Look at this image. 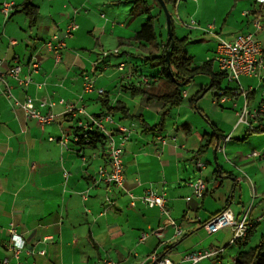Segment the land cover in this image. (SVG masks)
<instances>
[{"label": "crops", "instance_id": "0c3cea01", "mask_svg": "<svg viewBox=\"0 0 264 264\" xmlns=\"http://www.w3.org/2000/svg\"><path fill=\"white\" fill-rule=\"evenodd\" d=\"M5 1L13 5L7 16L0 11L1 68L6 70L17 62L26 64L36 57L40 69L31 74L32 81L25 92L33 98L41 113L51 112L54 120L41 125L27 118L22 108L0 92V258L11 257L7 244L12 223L32 250L31 254H21L22 264H138L152 253L179 262L187 251L207 248L221 251L196 264H222L224 261L234 264L238 247L231 243V229L225 227L209 234L203 224L225 207L240 218L249 206L247 218L250 222L261 217L254 222L252 235L264 222V132L250 128L246 133L249 127L238 122L242 102L239 93L224 102L233 101L234 114H199L206 121L201 124L196 120L198 114H168L172 107L150 97L173 86L158 79L149 85L140 84V74L156 73V69L142 65L143 58L159 50L139 42L123 48L124 35L132 30L127 19V23H120L117 28V19L113 16L116 8H112L113 15L107 19L101 14L102 22L93 23L89 17L94 8L91 0H32L38 6V17L36 24L29 28L24 13L14 12L13 6L22 0H0V8ZM145 1L152 7L157 6L153 0ZM125 2L134 3V0ZM177 4L188 11L182 9L183 16L193 15L199 24L213 25L212 32L208 33L215 41L212 57L202 62L195 63L193 55L187 51L189 34L175 35L178 38L187 36L185 50L193 65L213 59L217 36L232 39L239 32L253 31V12L259 6L263 13L262 28L254 37L264 49V3L257 0H180ZM131 9L132 6L127 18L139 15L137 12L130 14ZM157 13L158 9L154 14ZM159 16L157 14L156 21ZM145 19H140L138 28ZM71 20L77 24V29L65 39L60 61L56 63L44 42ZM137 29H133L134 32ZM95 30L100 36L97 39L100 53L92 57L94 46L86 32L93 34ZM189 32L194 34L193 38L205 33L198 29ZM157 34L161 36L158 41L164 39L161 30ZM103 37L113 44L106 45ZM109 46L118 48V52L103 55L105 48L111 50ZM122 52L123 61L110 63V57H118ZM120 63L122 67H118ZM213 68L217 69L215 62ZM85 74L94 79L96 87L104 89L103 97L109 106L121 102L128 109V117L124 119L119 113L109 112L117 118L113 117L116 125L132 129L122 155L124 188L135 196L149 189L163 194L170 216L182 227L181 236L174 235L173 227H164V215L158 207L146 206L139 200L132 206L123 190L108 189L103 181H95L98 166L107 161L105 146L77 144L71 139L72 126L78 118L107 112L101 103L102 96L95 91H82ZM8 79L13 93L22 98L23 92ZM207 83H210L209 75L195 74L188 85L197 88L189 96L188 89L183 87L182 100L189 98L190 104L195 96L192 105L198 109V91ZM38 84L42 86L38 88ZM240 85L252 94L247 104L250 110L264 100V76L262 79L241 76ZM132 86H144L148 93L131 95ZM244 101L247 99L242 106ZM67 103L81 107L82 111L75 110L74 116L68 115ZM164 112L163 128L150 129L148 126L158 123ZM246 118L251 126L256 124L253 114H246ZM211 124L222 138L208 137L212 132ZM156 135L162 136L165 143L157 140ZM207 139L211 140L207 142ZM229 143L233 144L227 153ZM252 151H257L258 155H251ZM198 160L204 163L201 169L195 167ZM199 176L206 183L202 198L195 197L189 186V182ZM158 228L161 235L148 234L143 241L138 240L142 231Z\"/></svg>", "mask_w": 264, "mask_h": 264}, {"label": "built area", "instance_id": "2783aa9c", "mask_svg": "<svg viewBox=\"0 0 264 264\" xmlns=\"http://www.w3.org/2000/svg\"><path fill=\"white\" fill-rule=\"evenodd\" d=\"M260 4L264 3V0H257ZM13 2L5 1L2 3L0 11L7 16L12 7ZM262 9L257 7L253 12V31L239 32L234 38L226 39L222 36L216 37V49L213 57V61L216 63L217 68L224 73L226 79V86L230 87L231 94L242 93L244 99L246 94H248L249 89H243L240 87V77L248 76L255 77L257 79H262L264 76V51L263 46L254 37L255 32L262 28ZM186 26V24H182ZM194 20H191L189 27L196 28ZM188 27V26H186ZM77 29V24L71 20L67 23L66 27L60 31L55 32L51 38L44 42V46L53 53L54 61L57 63L60 61V52L65 47V39L70 37L73 32ZM213 25L209 24L205 27L207 32H212ZM118 52V48H114L112 53ZM111 53L110 51H103V55ZM123 64L120 63L118 67H122ZM40 69V62L36 57H32L26 64L14 63L10 65L6 70L1 68L0 64V92L3 96L10 99L14 105L22 108L27 118L35 119L39 124H49L54 120V115L49 112L43 114L34 105V100L32 97L26 94L25 90L29 83L32 81L31 74L37 72ZM12 79L16 85L23 92V97L20 98L16 96L12 91V84H10L9 79ZM140 84L149 85L148 78L145 76H140ZM231 84H234L231 86ZM42 84H38L37 87L40 88ZM224 86V87H226ZM222 87L215 91V101L216 103H224L231 94H226L225 90L228 88ZM83 92H93L95 91L99 96L104 95V89L95 86L94 79H92L88 74L83 75ZM184 95V92H182ZM62 103L63 101L60 100ZM42 105V104H41ZM51 105V104H50ZM66 112L68 115L74 116L75 110L82 111L81 107H76L73 103H67ZM264 111V103L260 104L259 108L256 107L253 110H249L247 102L244 101L243 106L238 112V122L245 123L246 126L252 129L251 123L246 118V114H253L256 118L257 112ZM76 126L81 127L84 130L87 129H97L105 137V151L107 156V161L100 164L96 171L95 181H103L107 188L115 187L123 190L125 194L128 195L130 200V205H134L136 200L141 201L146 206L158 207L161 213L164 215V227H173L174 235L181 236L183 231L182 227L170 216L169 210L166 206V199L163 194H158L152 190H147L142 195L135 196L131 192L124 188V173H123V161L122 155L124 152L125 143L129 140L132 133V129L122 125H116L113 116L109 112L101 113L100 115L87 114L86 118L79 119ZM52 140V137H49ZM73 141L77 140L75 134L71 135ZM156 139L161 141L162 144L165 143V139L156 135ZM228 136L224 138L227 140ZM221 149V146H218ZM223 149V148H222ZM251 155H258L257 151H252ZM195 167L201 169L204 167V163L201 161L195 162ZM67 172L64 171L66 176ZM189 186L192 193L197 198H202L205 190L206 183L202 177H196L189 182ZM85 198L86 194H82ZM107 203L111 204V200L106 197ZM250 207V206H249ZM249 207L245 210L240 218H237L234 213L225 207L222 210L211 215L203 224L206 232L209 234L215 233L218 230L229 227L232 231L231 243L236 241H244L247 230L251 227L254 222H258L261 217L255 219L254 222H250L247 218ZM9 242L7 244V249L11 252V257L4 256L0 258V264H22L20 258L21 254L25 252L26 254H31L32 250L26 246V242L21 234H19L14 224L9 225ZM148 234L161 235V230L158 228L151 231H142L139 235L138 240L143 241ZM221 250L219 248H207L203 250H191L183 254L179 262H173L168 257L159 256L156 253L149 254L145 259L138 264L152 263V264H196L201 260L212 257L219 253ZM41 254L44 250L39 251Z\"/></svg>", "mask_w": 264, "mask_h": 264}, {"label": "trees", "instance_id": "16d2710c", "mask_svg": "<svg viewBox=\"0 0 264 264\" xmlns=\"http://www.w3.org/2000/svg\"><path fill=\"white\" fill-rule=\"evenodd\" d=\"M154 3L158 6V13L161 14V5L158 0H153ZM166 6L172 4L174 5L176 0H163ZM15 7L14 12H23L28 20V27L32 28L37 21L38 17V6L32 3V0H22L19 4L13 6ZM153 7L147 3L145 0H134V5L130 11V14L140 13H148L149 15L146 17L145 21L140 25V27L133 33L131 38H125V45L130 43L131 41H136L141 44L151 45L158 49L157 54H149L147 57H144L142 60V65H147L149 69H156V73L153 75L152 73L140 74V76H145L148 78L149 84L154 80H162L167 85L173 86L172 89L151 96L157 98L162 101L164 104H168L169 107H174L179 105L181 102L183 95L182 90L185 85H187L193 78L195 74H205L210 76V83L208 88H203L198 92H202L203 90H207L209 88H213V90L221 89V82L224 77V73L221 72L218 68H213V59L211 61H205L200 65H193L191 57L187 54L185 50V45L187 42V36L176 37L173 32V20L171 18V30L172 37L168 38V35L164 37V39L158 41L157 39L161 36L157 34L155 31L156 17L157 14H152L151 9ZM161 39V38H160ZM172 39L173 43L171 44L170 40ZM119 43L122 44L123 40H119ZM264 51V49H263ZM166 52L168 53V58L166 59ZM228 88L225 90L226 94H231V90L229 86L224 87ZM131 95L136 93L139 94H147L148 89L144 86L142 87H131ZM196 92V94L198 93ZM195 94V95H196ZM252 94H246L245 98L248 101L251 99ZM104 96V95H103ZM102 96L101 103L102 106L106 107L107 112H111L113 115L115 113L120 114V118L124 119L128 117V109L126 106L117 102L114 106H109L108 100ZM215 96V92H214ZM233 96V94H231ZM149 98V99H150ZM195 96L190 99V105L193 106ZM264 103V100H261L258 104V108L260 104ZM93 114L95 116L100 115ZM164 114L163 113L160 121L153 126H148L150 129L161 130L164 125ZM256 116V124L252 126L253 131L264 132V111L257 112ZM81 118H78V120ZM73 132L77 136V140L75 141L77 144L84 145H93L95 143H100L102 146H105V137L102 133H100L97 129H87L84 130L79 126L73 125ZM212 132L208 135V137H215L216 140L222 138V134L216 129V127L211 124ZM250 128L246 129V133L250 131ZM211 139H207L209 142ZM207 145V143L205 144ZM255 225H252L248 228L245 240L240 242L236 241V245L238 247V252L235 256L234 264H264V234H262L259 238V241L253 245H248V240L252 235Z\"/></svg>", "mask_w": 264, "mask_h": 264}, {"label": "rangeland", "instance_id": "374dc122", "mask_svg": "<svg viewBox=\"0 0 264 264\" xmlns=\"http://www.w3.org/2000/svg\"><path fill=\"white\" fill-rule=\"evenodd\" d=\"M76 1V0H71ZM126 0H91L92 5L94 6V8L92 7L90 13H89V17L90 20L93 21V23H98V22H102L103 18H101V14H104V17H106V19L109 17V15H113V9L116 8L115 10V15L114 18L116 17L117 20L116 24H117V28L119 26H121L120 23H127V21L130 25L129 28L132 30V32H129L128 30L126 31V34L124 35V37L126 38H131L134 30L133 29H137L138 28V24L141 18H146L149 14L144 12V13H140L137 16H141L140 18H135L137 16H134L133 18H127L126 14L128 12V10L130 9L131 6H133L134 3H126ZM180 0H178L177 2H179ZM177 2L172 5H168L167 6V10L168 13L171 15L174 26H173V32L175 33V35H183L185 33L189 34V43L187 44V51L193 55V61L196 62H202L206 59V57H212V53H211V49L214 46L215 41L211 40L208 36L210 34V32H207L205 30V27L207 26V24H199L197 19L193 16V15H189V16H183L182 14V9H184L183 7H178ZM150 4V3H149ZM62 9L61 6L59 7V10ZM158 9V6H153V8L151 9V13L154 14L156 13V10ZM54 10L57 11V8H54ZM185 10V9H184ZM186 13H188L187 10H185ZM103 16V15H102ZM135 18V19H134ZM127 19V21H126ZM99 20V21H98ZM191 20H194L195 22V26L196 28H191L189 27V23ZM186 24V26L188 27H183L182 24ZM181 24V26H180ZM194 29H198L201 31H204L205 33H201L202 35L197 34V37L195 38H200L199 39H195L194 34L190 35L189 32L191 30ZM130 30V31H131ZM155 30L157 32H159L161 30V32L163 33L164 36L167 35V23H166V17L164 12L162 11L158 21H156L155 24ZM74 33V32H73ZM209 33V34H208ZM86 34L89 35V39L92 43V45L94 46V48L92 49V57H97L98 54L96 55V53H100L99 52V48H98V44H97V39L99 36L98 30H95L93 32V34H89L86 32ZM100 37V36H99ZM102 39V38H101ZM194 39V40H192ZM103 40L105 41L106 45H112L113 41L111 40H105L103 37ZM136 41H131L130 43H128L127 45L123 46V48L127 47V46H133L135 44ZM117 44V42H116ZM116 44L114 46H116ZM151 48V47H150ZM107 48H105V51ZM108 49H111L110 52H113L114 47L109 46ZM152 49V48H151ZM102 55V54H100ZM96 59V58H95ZM125 59V56L123 54V52L118 56H112L109 58V61L113 64H117L120 61H123ZM149 68V67H147ZM92 69V68H91ZM149 70V69H148ZM89 72H92V70H89ZM257 84V83H256ZM234 84H231V86H233ZM209 83L205 84V88H208ZM226 86V79H223L221 82V88ZM196 86L194 85V87H191L190 85H185L184 89H188L189 91V96H191L195 90H196ZM217 90V89H216ZM213 88H209L206 91H202L198 94V109L194 106H191L189 104V98L183 99L179 105L172 107L170 110V112L168 114H198L195 115L196 116V120L199 122V124H201L202 122H206L205 119L199 115V114H234V106H233V101H229L228 103H216L215 101V96H214V91ZM219 90V89H218ZM217 90V91H218ZM239 95L242 98V102L244 100V97L241 93H239ZM242 102L240 103V107H242ZM185 106H189V108H185ZM255 106V105H254ZM257 106V104H256ZM255 106V107H256ZM251 107V106H250ZM200 109V110H199ZM239 109V108H238ZM250 110V109H249ZM117 116V115H116ZM214 116V115H213ZM116 120L117 118L115 116H113ZM176 117V116H175ZM169 120V119H167ZM183 120H180V122L182 123ZM170 125H168L167 127H169ZM233 143H229L226 145V151L228 153V148H230V146ZM235 206V205H234ZM238 207V206H235ZM239 208V207H238ZM263 233L264 234V222L259 224V227L257 228L256 232H254V234L252 235L250 242L248 243L249 245H254L259 241L260 238V234ZM229 247V246H227ZM211 262H209L208 264H210ZM222 264H229L228 262L224 261Z\"/></svg>", "mask_w": 264, "mask_h": 264}, {"label": "water", "instance_id": "95a60500", "mask_svg": "<svg viewBox=\"0 0 264 264\" xmlns=\"http://www.w3.org/2000/svg\"><path fill=\"white\" fill-rule=\"evenodd\" d=\"M158 1H159L160 5H161V10L164 12L165 17H166L168 38H171L172 37V30H171L170 14L168 13L167 6L163 2V0H158ZM170 42H171V44L173 43L172 39L170 40ZM165 56H166V59H167L168 58V53L167 52H166Z\"/></svg>", "mask_w": 264, "mask_h": 264}]
</instances>
